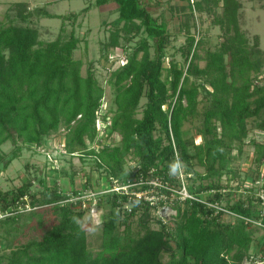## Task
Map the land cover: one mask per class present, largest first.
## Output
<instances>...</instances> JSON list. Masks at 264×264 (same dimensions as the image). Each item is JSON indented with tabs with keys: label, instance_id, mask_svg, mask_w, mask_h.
I'll use <instances>...</instances> for the list:
<instances>
[{
	"label": "trees",
	"instance_id": "16d2710c",
	"mask_svg": "<svg viewBox=\"0 0 264 264\" xmlns=\"http://www.w3.org/2000/svg\"><path fill=\"white\" fill-rule=\"evenodd\" d=\"M109 1L118 5V15L110 22L113 29L105 47H119L127 58L109 78L115 107L107 137L118 135V143L97 153L87 149L95 138V113L104 88L92 67L82 75L83 61L73 56L82 39L74 28L66 31L65 21H75L78 14L35 10L62 20L55 39L43 41L38 29L29 23L32 12L27 3L15 2L0 20V171L23 147H39L63 129L68 154L82 153L91 158L95 168H103L115 178L125 156L131 154L136 161L132 177L118 179L121 182H135L153 167L162 180L176 184L173 170L179 160L184 173L191 174L188 180L196 175L198 184L188 183L190 191L228 187L216 178L226 175L228 181L238 176V169L231 168L229 162L234 158L231 152H242L248 137L247 120L255 119L254 127L264 132V53L240 27L241 0H185L180 7L181 11L189 10L180 20V31L186 35L180 49L185 63L171 60L167 67L163 62L171 34L166 22L158 21L144 0L94 2ZM218 5L221 13L215 14ZM194 10L214 14L213 23L221 31L218 45L206 49L204 56L197 52L201 39L190 32ZM141 31L145 35L128 47ZM201 59L203 66L198 64ZM141 98L145 102L138 117ZM193 119L200 122L198 143L183 128ZM252 140V165L258 172L264 162V141ZM6 142L12 144L8 152L1 148ZM194 164L203 170L193 171ZM30 176L17 187L0 189V211L12 212L0 218V233L9 240L21 227H34L39 235L15 246L8 244L7 251L0 254V264H240L254 240V228L242 221L231 224L196 201L173 200L171 207L176 213L163 223L147 204L121 216L115 210V199L107 198L97 204L108 207L99 223L100 246L93 254L82 224L88 212L61 203L66 193H76L77 189L65 190L55 182L33 189L34 178ZM245 178L250 177L246 174ZM207 179L210 181L205 184ZM218 196L215 193L213 198ZM25 203L31 209L20 210L18 206ZM225 206L240 215L257 217V204L249 198L239 197L232 204L227 200ZM22 213H27L31 222L19 224ZM47 213L51 216L46 219ZM135 215H140L142 228L137 237L131 235L129 224ZM153 217L158 228L150 226ZM121 225L124 228L119 230ZM163 254H167L166 261Z\"/></svg>",
	"mask_w": 264,
	"mask_h": 264
},
{
	"label": "rangeland",
	"instance_id": "374dc122",
	"mask_svg": "<svg viewBox=\"0 0 264 264\" xmlns=\"http://www.w3.org/2000/svg\"><path fill=\"white\" fill-rule=\"evenodd\" d=\"M2 1V0H0ZM8 1H28L33 5L40 6L36 10L45 9L50 13L66 15L69 13H80L78 19L75 21L67 20L65 21V29L69 31L71 28L75 29L76 35L82 39L80 41L77 49L74 50L73 56L75 58H81L83 65L81 67L82 75H85L87 68L90 66L93 68V72L99 81V83L104 88V95L102 100L105 102V106L110 110L112 114L114 110L113 96H114V87L109 82L110 73L112 70L117 68L118 63L116 62V56H107L108 53L111 55L118 54L112 52L113 49L107 48L104 46V43L109 39L110 30L113 29V26L110 22L104 24V26L99 25V23L108 18L107 13H101L98 9H92L88 15H85L83 19V14L81 13L82 7L85 4L89 3V0H8ZM197 0H193L196 2ZM157 2H160L157 3ZM191 2V1H190ZM191 2V3H193ZM242 7L240 9L239 22L242 31L246 34L249 41L252 43L255 40L258 43L259 48L264 53V0H241ZM181 4H185L184 2ZM9 7V6H8ZM7 7V8H8ZM180 7L182 5L175 6L174 0H151V3L147 4L148 10L152 13L158 21H165L168 24V32L171 34L169 43L165 49V58L163 65L167 67L169 62L173 60L178 64L182 65L185 63V57L181 56V48L184 45L186 40V35L180 31V20L181 16L188 14L189 10L181 11ZM7 8L4 9L3 13L0 14V20L3 19V15L6 12ZM215 14L221 13V6L214 8ZM13 12H11V15ZM35 16V17H34ZM32 15L30 18V25L34 26L39 31V39L43 41H49L55 39L57 36L60 26L61 18L60 17H47L43 13L38 12L36 15ZM111 16V15H110ZM115 17V16H114ZM176 17V18H175ZM214 14L207 13L206 11L199 12L194 10L190 16V32L195 36L196 39H201L202 43L198 48V54L204 56L206 49L215 48L219 41L221 40V31L217 24L213 23ZM82 20V21H80ZM83 22V25H82ZM109 24V28H105ZM97 32L95 27H99ZM88 28H92L93 36L87 44L85 37L90 33ZM107 31L108 33H104ZM180 31V33H179ZM95 33V34H94ZM91 34V33H90ZM145 35V32L141 31L136 35L128 47L134 46L141 37ZM84 41V42H83ZM91 41V42H90ZM105 41V42H104ZM91 43V44H90ZM119 52V50H118ZM118 58V57H117ZM200 66L204 65V61L198 60ZM197 82H201L200 79H196ZM201 96H204L201 94ZM202 98V97H201ZM145 102V98H141L140 105L137 110V116L141 115L142 104ZM202 103L199 104V109H201ZM199 120L193 119L184 123L183 128L186 132V135L193 137L194 142H200V136L196 133V129L199 126ZM255 119L247 120L248 127V137L242 147V152L236 154L234 151L231 152V156L234 157L229 162L231 168L238 169L237 177H230L227 181V176L223 175L220 179L216 178L221 184H228L230 186V192H226L223 196L224 203L228 200L230 204L234 203L239 197L245 198L246 192H244V185L241 183V180L248 181V183L255 178L257 172L255 167L252 165V156H253V140L252 138L258 139L257 132L261 131L255 128ZM63 129H61L56 135H52L50 138L44 140V144L39 147H23L19 151V156L13 159L8 166L0 171V189L7 190L10 188L17 187L21 185L24 181L28 180L30 174L34 178L33 189L39 188L38 185L51 184L52 177L54 175L50 165L47 163L46 157L43 155V148L46 146L48 148H54V144H57L60 139L63 138ZM157 133V132H156ZM60 136V137H59ZM118 135L110 137V142L118 143ZM43 147V148H42ZM2 151L8 152L12 148L10 142L4 143L2 146ZM57 159V167L60 168L56 172L61 171V175H72V182L76 184V191H81L86 188L96 189L99 187V183L102 181V184H106V177L108 176V171L103 168L97 169L94 167V163L91 158L85 156L77 155H68L62 154ZM135 159L131 154H127L124 158V163L120 173L116 176L117 179L123 180L126 176L132 177L133 167L135 165ZM183 167V166H182ZM203 169L197 165H193V171L201 172ZM45 173V174H44ZM246 174L250 178H245ZM66 176V177H67ZM195 174L192 178L187 180L188 183L198 184V181H194ZM252 178V179H251ZM212 179V178H211ZM119 180V181H120ZM131 180V179H130ZM210 179L204 180V183H208ZM89 183L87 185L86 183ZM96 185V186H93ZM241 185V186H240ZM67 186V185H66ZM246 186V184H245ZM108 205L104 208H94V213H86L82 218V224L87 233V241L90 247L91 252L94 254L100 246L102 230L101 225L99 224L103 218V212L107 210ZM42 211V209H41ZM27 213H22V216L18 218V223L22 222H31V219L28 220L26 215ZM51 213H47L45 218H49ZM140 215H135L130 220V232L132 236H139L142 232V228L139 224ZM150 226L153 228H158L159 224L154 221V217L149 219ZM119 230L124 228V225L119 227ZM1 229V227H0ZM1 232V231H0ZM39 235V231L34 227L32 228H23L21 227L17 232L11 233L9 240H5L1 237L0 233V254L5 251L10 244L15 246L18 243L25 242L31 238H36ZM263 235V231L256 229L253 234V239L255 241L260 240ZM16 240L14 241V239ZM172 246H175L174 242H171ZM7 251V250H6ZM167 254L162 255V260H167Z\"/></svg>",
	"mask_w": 264,
	"mask_h": 264
},
{
	"label": "built area",
	"instance_id": "2783aa9c",
	"mask_svg": "<svg viewBox=\"0 0 264 264\" xmlns=\"http://www.w3.org/2000/svg\"><path fill=\"white\" fill-rule=\"evenodd\" d=\"M193 2V0H190ZM116 56L118 66L126 63L127 58L124 52L110 55ZM118 57V58H117ZM111 124V114L105 102L101 100V104L95 113V126L96 134L93 141L88 143L87 149H92L95 153L99 152L103 147H112L114 142H110L107 137L108 128ZM258 141H264V132L258 131ZM60 137V136H59ZM45 145V143H43ZM43 148V147H42ZM62 154H68L64 148V138L60 139L54 148H43V155L47 159V163L52 168H58L57 159ZM68 155L83 156L82 153H70ZM175 176L177 183L172 184L168 181L162 180L156 173L155 168L151 167L147 170V174L139 176L138 180L121 182L117 178L108 175L106 177V184L99 183L96 189L86 188L76 193H66V197L61 200V203L73 204L77 209L94 213V208L101 199L114 198L115 210L123 216L124 213L131 212L135 206L147 204L152 209V214L157 219H161L163 223L171 221L176 211L171 207L173 200L182 201H196L204 204L213 214H220L222 219L230 222L231 224L242 221L248 227L259 229L263 231L260 240H253V243L244 254L240 264H264V162L258 169L254 179L249 183L248 181L242 182L244 185L245 198H249L253 204H257L254 214L257 217L240 215L239 213L229 209L225 206L223 196L226 192H230V186L216 189L204 190L200 193L192 192L188 188L187 178L191 174H185L182 164L179 160L174 163ZM246 184V186H245ZM241 186V185H240ZM218 193L217 199L213 196ZM20 210H29L28 203L23 206H18ZM99 208V207H98ZM12 212H1L0 218ZM232 264V263H231Z\"/></svg>",
	"mask_w": 264,
	"mask_h": 264
},
{
	"label": "crops",
	"instance_id": "0c3cea01",
	"mask_svg": "<svg viewBox=\"0 0 264 264\" xmlns=\"http://www.w3.org/2000/svg\"><path fill=\"white\" fill-rule=\"evenodd\" d=\"M95 0H89V3L88 4H85L83 7H82V10H81V13L83 14V19H84V17H85V15H88L89 14V12L92 10V9H98V11H100L101 13H107V15H109V17L108 18H106V19H104V20H102L100 23H99V25H102V26H104V24H106V23H108V22H111V21H113L116 17H117V15H118V11H117V9H118V5L115 3V2H113V1H109V2H106V3H103V4H100V5H96L95 4V2H94ZM147 4H149V3H151V0H144ZM15 2H25V3H27V5H28V11H31L32 12V15L34 16V15H36V13H35V10L37 9V8H39L40 6H38V5H33V4H31L30 2H28V1H8V0H2V1H0V14H2L3 13V11H4V9L5 8H7L8 6H10L11 4H13V3H15ZM174 2H175V6H180V5H182L181 3H185L186 1L185 0H174ZM157 3H159L160 4V2H157ZM161 5V4H160ZM85 7H87V9L85 10ZM44 9H45V7H44ZM148 9V8H147ZM46 11L47 12H49L47 9H46ZM50 13V12H49ZM72 13H74V12H72ZM51 14H53V13H51ZM70 14V13H69ZM78 14V17H77V19L79 18V16L81 15L80 13H77ZM56 15H59V14H56ZM67 15V14H66ZM115 16V17H114ZM35 17V16H34ZM176 18V17H175ZM80 21H82V20H80ZM82 25H83V22H82ZM166 27H167V30H168V24H166ZM96 28V30H97V32L99 31V28H100V26L99 27H95ZM105 28H109V24L107 25V26H105ZM89 30H90V33L85 37V39L87 40V44H88V46H89V42H88V40H90L91 39V37L93 36V32H95V31H93L92 32V28H88ZM182 31V30H181ZM104 33H108L107 31H104ZM179 33H180V31H179ZM95 34V33H94ZM84 42V41H83ZM91 42V41H90ZM105 42V41H104ZM91 44V43H90ZM105 44H106V42L104 43V46H105ZM110 49H113V51L112 52H114V53H119V52H122V50L119 48V47H109ZM106 50H107V48H106ZM118 50H119V52H118ZM111 54L110 53H108V55L107 56H110ZM53 173H54V175H53V177H52V182H55V184H57L58 186H60L62 189H65V190H74V189H76V184H73V182H72V175H70V176H67V175H64V176H62L60 173H61V171H59V172H56V171H53ZM67 176V177H66ZM67 185V186H66ZM88 185V184H87ZM93 186H96V185H94L93 184Z\"/></svg>",
	"mask_w": 264,
	"mask_h": 264
}]
</instances>
